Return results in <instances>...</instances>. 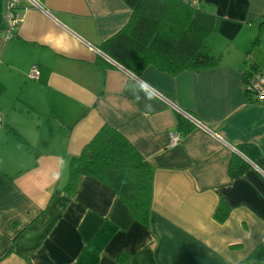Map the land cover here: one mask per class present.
I'll return each mask as SVG.
<instances>
[{"label": "crops", "instance_id": "1", "mask_svg": "<svg viewBox=\"0 0 264 264\" xmlns=\"http://www.w3.org/2000/svg\"><path fill=\"white\" fill-rule=\"evenodd\" d=\"M8 1L0 0V264H264V101L250 102L243 85L249 71L264 78V35L251 48L264 0H193L219 18L208 39L219 65L176 76L147 67L139 77L100 49L130 18L121 0H17L19 24L6 39ZM133 82L150 84L155 98L136 102ZM104 124L153 170L147 226L91 176L64 190L69 160ZM244 145L257 150L262 173L249 166L231 178V156Z\"/></svg>", "mask_w": 264, "mask_h": 264}, {"label": "trees", "instance_id": "2", "mask_svg": "<svg viewBox=\"0 0 264 264\" xmlns=\"http://www.w3.org/2000/svg\"><path fill=\"white\" fill-rule=\"evenodd\" d=\"M130 10L128 22L113 36L103 41L101 51L133 75L153 67L176 76L184 71H198L219 65L220 57L210 51L208 39L217 32L219 18L193 0H121ZM253 45L264 35V19L260 20ZM255 69L253 66L251 67ZM252 77L243 75L248 100L257 103L248 88ZM180 127H189L183 120ZM239 152L256 164L257 150L244 145ZM250 165L239 155L231 156L228 174L241 176ZM91 176L110 187L128 206L134 218L149 224L153 192V170L134 146L114 127L104 124L68 163L64 190L72 192L78 180ZM222 208V207H221ZM216 212L222 220L223 209ZM128 257L121 255L124 263Z\"/></svg>", "mask_w": 264, "mask_h": 264}, {"label": "built area", "instance_id": "3", "mask_svg": "<svg viewBox=\"0 0 264 264\" xmlns=\"http://www.w3.org/2000/svg\"><path fill=\"white\" fill-rule=\"evenodd\" d=\"M195 3V1H194ZM17 0H9L6 3L5 12L3 15V22L5 25V38L10 39L14 37L16 28L19 24V16L16 13ZM37 71H32L31 77L36 78ZM248 88L259 102L264 101V78L259 75H252L248 81ZM2 121L0 119V128ZM180 141L179 135H171V145H175Z\"/></svg>", "mask_w": 264, "mask_h": 264}, {"label": "clouds", "instance_id": "4", "mask_svg": "<svg viewBox=\"0 0 264 264\" xmlns=\"http://www.w3.org/2000/svg\"><path fill=\"white\" fill-rule=\"evenodd\" d=\"M128 90L131 92L134 100L140 102L142 99L153 100L155 98V92L153 87L147 82H133L128 85ZM148 110H151V105L146 106Z\"/></svg>", "mask_w": 264, "mask_h": 264}, {"label": "water", "instance_id": "5", "mask_svg": "<svg viewBox=\"0 0 264 264\" xmlns=\"http://www.w3.org/2000/svg\"><path fill=\"white\" fill-rule=\"evenodd\" d=\"M107 60L110 61V62L113 64V66L122 69V67L118 66V64H117L116 62H114L113 60H111L110 58L107 57ZM122 70L126 72V70H124V69H122ZM133 77H134V76H133ZM187 117H189V116H187ZM189 119H190V118H189ZM234 153H236V154L239 155L241 158H243V159H244V160H245V161H246L251 167H253V168L257 169L258 171H260V170L257 168L256 164H254V163H252L251 161H249V160H248L246 157H244L240 152H238L237 150L234 149ZM260 172H261V171H260ZM261 173H262V172H261Z\"/></svg>", "mask_w": 264, "mask_h": 264}, {"label": "rangeland", "instance_id": "6", "mask_svg": "<svg viewBox=\"0 0 264 264\" xmlns=\"http://www.w3.org/2000/svg\"><path fill=\"white\" fill-rule=\"evenodd\" d=\"M251 48H253V49L255 50V49L258 48V45L254 46V47L251 46ZM253 49H252V50H253ZM252 50H251V51H252Z\"/></svg>", "mask_w": 264, "mask_h": 264}]
</instances>
